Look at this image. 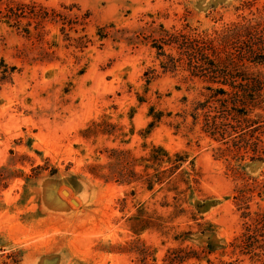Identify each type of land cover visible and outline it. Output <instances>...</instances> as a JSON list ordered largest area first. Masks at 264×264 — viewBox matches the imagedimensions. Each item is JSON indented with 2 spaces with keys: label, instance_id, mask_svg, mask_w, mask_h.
I'll return each mask as SVG.
<instances>
[{
  "label": "rangeland",
  "instance_id": "1",
  "mask_svg": "<svg viewBox=\"0 0 264 264\" xmlns=\"http://www.w3.org/2000/svg\"><path fill=\"white\" fill-rule=\"evenodd\" d=\"M254 19L264 0H0V264H264L241 90L264 97V23L226 30Z\"/></svg>",
  "mask_w": 264,
  "mask_h": 264
},
{
  "label": "trees",
  "instance_id": "2",
  "mask_svg": "<svg viewBox=\"0 0 264 264\" xmlns=\"http://www.w3.org/2000/svg\"><path fill=\"white\" fill-rule=\"evenodd\" d=\"M262 23H264V21H260V20L257 21L255 19L254 20H247L245 23L234 24L232 26H229L226 30L230 33L229 36H234V35H237V33L239 31H250V30L258 29ZM183 38H184V36L182 37V40L179 42V44H178V42H175L176 40H171V39L168 43H177L178 48H180V46L182 45V42H183ZM199 40L198 39L188 40L186 42L187 43L186 46L188 47L193 42L195 44H197L200 47V48H196L198 51L197 53L200 56L199 59L201 60V62L203 64L209 65L207 56H204V55H206V53H204L205 49L202 47V45H199L197 43V42L206 43L207 41H202V39H201V42H200ZM159 48H161V46ZM230 86L232 87V84H230ZM241 90H242V93L244 96L249 95V94L250 95L253 94L255 96L251 100H248L246 98L243 100V101H245V105H244L245 108L247 107V105H254V103L264 102V97L259 92L260 88L258 85L252 84V83H250V81L245 80L241 86ZM263 90H264V87H263ZM219 91L223 92V90H221V89ZM250 103H252V104H250ZM153 117L158 118L159 116L157 114H153ZM156 151H160L164 156H168V153L162 147L156 146V147H153V150L151 151V155H150L149 160L153 161V160L157 159V157L154 156V152H156ZM174 155H175V157H178V158H180V156H181L178 153H175ZM180 161L182 162L183 159H181ZM148 188L150 189V186H148ZM243 242H244V246L246 248L248 245H249V247L254 248L253 242L248 243V241H246L245 238L243 239ZM253 253L255 254V252H253ZM185 258H186V256H165L164 261H165V264H180Z\"/></svg>",
  "mask_w": 264,
  "mask_h": 264
}]
</instances>
